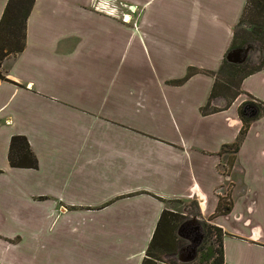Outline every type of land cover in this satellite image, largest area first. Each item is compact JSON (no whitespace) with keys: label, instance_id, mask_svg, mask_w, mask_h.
Segmentation results:
<instances>
[{"label":"crops","instance_id":"crops-1","mask_svg":"<svg viewBox=\"0 0 264 264\" xmlns=\"http://www.w3.org/2000/svg\"><path fill=\"white\" fill-rule=\"evenodd\" d=\"M247 1H35L0 67V264H142L188 202L223 229L224 264H264V114L232 166L223 151L247 96L264 102V67L202 112ZM18 134L37 168L10 165Z\"/></svg>","mask_w":264,"mask_h":264},{"label":"trees","instance_id":"trees-1","mask_svg":"<svg viewBox=\"0 0 264 264\" xmlns=\"http://www.w3.org/2000/svg\"><path fill=\"white\" fill-rule=\"evenodd\" d=\"M36 0H9L4 10L3 16L0 20V67L3 60L12 54H17L23 51L26 47L27 37V20L33 9ZM249 15L250 31H247L248 37L238 41L237 35L233 40L231 47L232 51L236 48H248L256 50L260 53V61L257 66L252 67L250 70L245 71L236 85L237 89L233 96L228 94V90L231 86H234L233 82L220 81L218 74L227 71L231 72V75H238L241 71L243 63H233L225 57L221 68L217 72L216 82L211 91L209 100L205 106L202 107L203 113H209L214 110H218L216 107H212V101L223 96L226 98V107L231 104L236 96L242 93L241 82L243 78L249 74L256 72L264 67V0H248L241 16L239 24L245 22V17ZM189 72L188 75H191ZM0 78L7 79L0 69ZM250 109V112L248 111ZM240 116L243 120V126L237 140L231 144L225 145L223 151L227 148H232L235 152H238L245 134L247 133L251 121L264 114V102L263 101H246L239 109ZM9 162L12 167H30L37 168L39 166V160L35 152L33 151L31 144L25 135H13L10 142L9 149ZM234 158L229 160L230 166H232ZM232 210V202L227 199H220L217 207V213L224 214ZM185 215L180 212H174L171 210H164L157 229L154 233L153 239L147 250V255L142 264H158L159 261H164L162 255L176 256L179 249L184 246L182 238L178 235L179 226L185 221ZM204 230V239L208 236L216 235V241L218 246L215 247L213 243L206 248L204 252L203 242L199 247L200 261L204 264H224V244L223 236L224 231L221 227L210 224L208 221H202L200 224ZM215 230L216 232H213ZM203 239V240H204ZM187 244V243H186ZM176 258V257H175ZM198 257L195 259V261ZM171 264H182L176 259H167ZM194 261L185 264H192Z\"/></svg>","mask_w":264,"mask_h":264},{"label":"rangeland","instance_id":"rangeland-1","mask_svg":"<svg viewBox=\"0 0 264 264\" xmlns=\"http://www.w3.org/2000/svg\"><path fill=\"white\" fill-rule=\"evenodd\" d=\"M248 16L249 15H247L245 17V22L243 24H239L238 27H237L236 35H237V38H238L239 42L241 40L245 39L246 37H248L247 31H250V29H251L250 24L248 22L249 21V17ZM126 20H128L127 16H126ZM259 61H260V53L258 51H256V50H251V51L249 50L248 60L242 65L241 71H240V73L238 75L237 74L236 75H231L230 71L218 74V78H220L221 82L227 81V82L231 83V81H234L233 82V84L235 83L234 86H231V88L228 90V94L229 95L233 96L234 92L237 89L236 85H238V82L240 80L241 75L245 71L250 70L252 67L257 66ZM247 99H248L247 101H254L251 97H248V96H247ZM248 111L250 112V109ZM225 151L230 152V159L234 156V150L232 148H227ZM175 206L178 207L180 210L184 209V211H186L188 213L187 215H185V218H186L185 220H188V219L197 220L196 223H194L193 225L198 224V223L201 224L203 220L205 221V219L203 217L199 218V213L197 211V207L195 205V202H188L185 205H180L179 203H176ZM196 216L198 217V219L194 218ZM213 232H216V231L213 230ZM200 233L204 234V230L202 228H201ZM180 238H182V237H180ZM181 242L183 243V245L188 243L187 240L184 239V238H182ZM212 243H213V245L215 247L218 246V242L216 241V235L208 236V238L205 237V239L203 240V246L205 248L204 252L206 251V248L209 245H211ZM200 255L201 254H198V259L196 261L194 260V262L192 264H204V263H202L199 260L200 259ZM162 256H163V258H167V259H176L177 261H179L182 264L186 263V262H182V261L178 260L177 258H175V256H169V255H166V254H164Z\"/></svg>","mask_w":264,"mask_h":264},{"label":"water","instance_id":"water-1","mask_svg":"<svg viewBox=\"0 0 264 264\" xmlns=\"http://www.w3.org/2000/svg\"><path fill=\"white\" fill-rule=\"evenodd\" d=\"M248 55V48H236L229 52L227 59L233 63H243L247 60ZM194 223V220L188 219L178 228V235L189 241L179 249L175 256L182 262L189 263L198 257L199 247L204 239V234L200 233L201 225L199 223L193 225Z\"/></svg>","mask_w":264,"mask_h":264},{"label":"built area","instance_id":"built-area-1","mask_svg":"<svg viewBox=\"0 0 264 264\" xmlns=\"http://www.w3.org/2000/svg\"><path fill=\"white\" fill-rule=\"evenodd\" d=\"M125 16H126V15H124V20H126Z\"/></svg>","mask_w":264,"mask_h":264},{"label":"bare ground","instance_id":"bare-ground-1","mask_svg":"<svg viewBox=\"0 0 264 264\" xmlns=\"http://www.w3.org/2000/svg\"><path fill=\"white\" fill-rule=\"evenodd\" d=\"M128 15V14H127Z\"/></svg>","mask_w":264,"mask_h":264}]
</instances>
